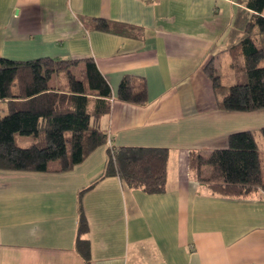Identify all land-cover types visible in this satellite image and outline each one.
<instances>
[{
	"label": "crops",
	"instance_id": "1",
	"mask_svg": "<svg viewBox=\"0 0 264 264\" xmlns=\"http://www.w3.org/2000/svg\"><path fill=\"white\" fill-rule=\"evenodd\" d=\"M245 4L0 0V57L81 61L80 72L92 59L114 95L106 145L72 170H0V264H85L76 250L80 206L91 264H264V196H213L189 165L192 151L227 149L232 134L264 128L263 111H220L205 71L213 62L218 73L223 59L231 70L251 17ZM99 19L113 31L94 30ZM127 76L145 88L144 105L117 99ZM109 147L168 149L167 191L148 195L115 176L91 187Z\"/></svg>",
	"mask_w": 264,
	"mask_h": 264
},
{
	"label": "trees",
	"instance_id": "2",
	"mask_svg": "<svg viewBox=\"0 0 264 264\" xmlns=\"http://www.w3.org/2000/svg\"><path fill=\"white\" fill-rule=\"evenodd\" d=\"M245 6L251 17L243 37L232 49L236 84L225 86L213 62L205 69L219 110L228 113L264 110V0H246ZM114 27L103 19L92 24L94 30L102 32H112ZM81 63L0 57V170L68 172L106 145L108 134L102 124L111 114L113 91L92 59L84 61L85 68L77 78L74 70ZM54 78L57 84L51 86ZM117 99L144 105L145 88L137 90L134 79L127 76ZM25 137L33 141L19 142ZM260 146H264V128L259 133L232 134L227 149L214 150L208 156L192 151L191 177L213 196L236 200L264 196ZM169 157L170 151L163 148L109 147L104 173L91 187L115 176L130 189L162 195L167 191ZM88 233L80 206L76 250L85 264H91Z\"/></svg>",
	"mask_w": 264,
	"mask_h": 264
},
{
	"label": "rangeland",
	"instance_id": "3",
	"mask_svg": "<svg viewBox=\"0 0 264 264\" xmlns=\"http://www.w3.org/2000/svg\"><path fill=\"white\" fill-rule=\"evenodd\" d=\"M224 61L225 60L223 59L221 66H219V72H218V74L222 78L223 84L225 86H227V87H230V86H233V85L236 84V80H235L234 76L232 75L233 70L232 69L230 70V68L227 66V64ZM74 71H75L74 73L77 76V78H79L80 72L78 70H74ZM261 111L264 112V110H261ZM261 115L264 116V114H261ZM19 142H21V143H23V142H29V140L23 138V139H19ZM259 152L261 154V160H262L261 161V167H262V172L264 174V146H260L259 147ZM208 155L209 154L206 153V156H208Z\"/></svg>",
	"mask_w": 264,
	"mask_h": 264
},
{
	"label": "built area",
	"instance_id": "4",
	"mask_svg": "<svg viewBox=\"0 0 264 264\" xmlns=\"http://www.w3.org/2000/svg\"><path fill=\"white\" fill-rule=\"evenodd\" d=\"M147 1H152V0H147Z\"/></svg>",
	"mask_w": 264,
	"mask_h": 264
}]
</instances>
